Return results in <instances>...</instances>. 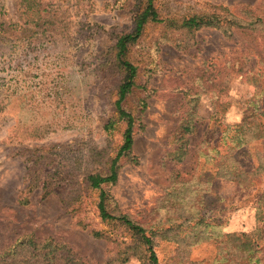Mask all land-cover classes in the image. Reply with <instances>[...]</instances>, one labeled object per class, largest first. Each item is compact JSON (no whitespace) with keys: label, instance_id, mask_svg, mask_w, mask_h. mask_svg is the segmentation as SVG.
Segmentation results:
<instances>
[{"label":"rangeland","instance_id":"1","mask_svg":"<svg viewBox=\"0 0 264 264\" xmlns=\"http://www.w3.org/2000/svg\"><path fill=\"white\" fill-rule=\"evenodd\" d=\"M156 6L165 21L147 25L128 52L138 69L125 103L136 117L132 152L120 160L117 182L102 190L114 214L159 229V264H223L219 233L256 228L263 231L264 264V222L256 214L264 172L246 176L255 187L244 190L209 160L225 126L242 120L253 97L264 100L245 79L256 62L251 42L264 52L261 34L242 28L228 36L211 27L189 33L167 24L220 9L245 22L264 16V0H156ZM142 10L141 0H0V252L23 237L51 238L84 264H103L120 247L94 231L130 239L102 222L101 190L85 176L108 173L123 143L116 43ZM241 65L244 75L235 70ZM248 138L235 156L253 170L264 166V140ZM218 150L217 159L223 144ZM38 162L45 165L34 177ZM49 174L58 176L55 182ZM32 177L37 184L29 190ZM45 182L52 184L46 198ZM25 198L29 203H21ZM199 213L215 232L192 231ZM125 264L142 263L133 257Z\"/></svg>","mask_w":264,"mask_h":264},{"label":"trees","instance_id":"2","mask_svg":"<svg viewBox=\"0 0 264 264\" xmlns=\"http://www.w3.org/2000/svg\"><path fill=\"white\" fill-rule=\"evenodd\" d=\"M143 3V10L137 15L134 21V27L131 32L122 34L116 43L117 58L119 66L123 72V78L119 85L118 99L115 102L116 111L119 115V119L126 123V130L123 134V143L118 150L116 157L112 160L109 172L104 173H90L85 176V182L93 190H101L100 199L98 203L99 214L102 222L110 224L116 231L121 229L123 232H127L130 239L125 241L118 236H114L112 233H103L100 231H94L93 234L97 238H103L112 240L120 247L117 258L109 260L103 264H125L131 258H137L142 264H159V260L155 251V237L159 234V229H147L144 226L133 221L128 215L114 214L109 206L110 196L107 192L103 191V186L109 184H115L118 180L119 174V162L121 159L130 157L132 147L134 144V129L136 117L126 109L125 103L136 86V78L138 75L137 67L128 59V52L131 46L136 44L143 35L145 27L151 23H163L165 20L161 18L160 12L156 6V0H141ZM248 17H256L251 13H248ZM168 27L175 30H184L189 33L196 32L205 27H211L220 29L228 36L233 34L236 29L248 28L253 32H259L261 34V41L264 43V16H257L254 19L240 22L237 18L230 16L227 9H220L213 13L194 14L184 17L180 21H167ZM259 22V25H256ZM263 27L258 29V27ZM256 37H252L255 39ZM252 53L256 55V62L249 69V73L245 76V79L256 86L260 92L264 94V52L259 48L254 41L251 42ZM235 66V64L233 65ZM235 69V68H233ZM237 73L244 75V66L235 69ZM243 118L236 125H226L225 132L220 136L213 156H210L211 161H214L215 168L224 167L226 169V176L229 180L238 184L242 189L249 190L255 187V183L250 181L248 184L246 176H257L264 172L263 163H259L253 170L242 166L240 160L236 158V154L244 146H246L252 139L248 138L251 134V138L257 140H264V100L253 97L246 107L243 109ZM113 123L109 125L111 128ZM185 131H190V127H186ZM223 144V157L216 158L219 155L220 145ZM67 161L64 160L62 166H66ZM61 163H59L60 166ZM45 165L42 162H38L35 165L36 171L34 177L40 168ZM59 168V167H58ZM57 170V169H56ZM55 170V171H56ZM51 181L55 182L56 176L52 174ZM68 178H66L67 180ZM62 182V181H60ZM37 180L33 177L29 183V190L36 186ZM50 182H45V194L44 198L51 193ZM50 189V191H49ZM264 194L259 200V207L257 208V220L264 222ZM23 204L29 203V200L25 198ZM189 217H192L190 214ZM197 217L198 222L192 226L206 228V231L213 230L214 226L205 222V217ZM189 219V218H188ZM116 233V232H114ZM202 232L199 233L201 235ZM205 233V232H204ZM224 236L225 248L223 252V264H260V253L262 247L259 243V239L263 238V231L260 228H256L251 233H219ZM180 233L177 234L179 237ZM209 237V236H207ZM203 240V239H202ZM201 240V241H202ZM0 264H84L83 261L64 243L57 242L51 238L45 240H37L33 237H23L17 241L14 245L7 247L0 252Z\"/></svg>","mask_w":264,"mask_h":264}]
</instances>
